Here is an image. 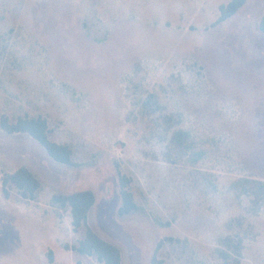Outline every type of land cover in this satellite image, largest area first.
<instances>
[{
    "label": "rangeland",
    "instance_id": "rangeland-1",
    "mask_svg": "<svg viewBox=\"0 0 264 264\" xmlns=\"http://www.w3.org/2000/svg\"><path fill=\"white\" fill-rule=\"evenodd\" d=\"M229 2L0 0V122L42 116L73 150L0 126V264H100L73 250L88 227L122 264H264V0L218 23ZM22 166L35 200L5 194ZM87 190L75 232L54 197Z\"/></svg>",
    "mask_w": 264,
    "mask_h": 264
},
{
    "label": "trees",
    "instance_id": "trees-1",
    "mask_svg": "<svg viewBox=\"0 0 264 264\" xmlns=\"http://www.w3.org/2000/svg\"><path fill=\"white\" fill-rule=\"evenodd\" d=\"M248 0H230L226 5L219 8L220 16L218 23H222L236 15ZM260 30L264 34V17L260 22ZM1 128L7 134L27 133L39 142L55 161L73 165V150L69 145L58 144L51 140L48 121L42 116L20 117L16 122L4 116L0 122ZM131 179L122 176L120 178L121 195L123 205L120 214L126 215L137 209L133 193L129 190ZM15 187L25 200H35L41 188L39 179L27 168L19 167L14 173L7 174L3 178L5 194L9 196L8 188ZM54 200L61 207H69L72 215V226L78 232L82 226L87 225L88 214L96 202L95 194L92 191H80L67 196H55ZM73 250L81 255L95 257L100 264H122L120 249L114 244L102 239L91 228H87L86 235L79 245ZM53 257H50L52 263ZM156 264H159L155 261Z\"/></svg>",
    "mask_w": 264,
    "mask_h": 264
}]
</instances>
